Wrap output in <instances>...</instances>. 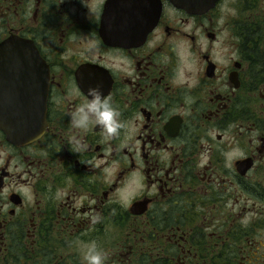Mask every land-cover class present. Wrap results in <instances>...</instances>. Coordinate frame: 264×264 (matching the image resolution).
<instances>
[{
	"label": "flooded vegetation",
	"instance_id": "obj_1",
	"mask_svg": "<svg viewBox=\"0 0 264 264\" xmlns=\"http://www.w3.org/2000/svg\"><path fill=\"white\" fill-rule=\"evenodd\" d=\"M11 40L42 65L0 60V264H264V0H0ZM97 86L111 139L71 127Z\"/></svg>",
	"mask_w": 264,
	"mask_h": 264
},
{
	"label": "clouds",
	"instance_id": "obj_2",
	"mask_svg": "<svg viewBox=\"0 0 264 264\" xmlns=\"http://www.w3.org/2000/svg\"><path fill=\"white\" fill-rule=\"evenodd\" d=\"M90 99L79 105L70 114L71 127L81 132L86 131L91 123L100 126L106 139H111L119 134L122 127L120 112L113 106L110 100L105 99L100 87L90 88ZM99 214L91 218L93 224L99 223ZM108 253L101 249L95 241L85 245L82 252L83 264H106Z\"/></svg>",
	"mask_w": 264,
	"mask_h": 264
},
{
	"label": "water",
	"instance_id": "obj_3",
	"mask_svg": "<svg viewBox=\"0 0 264 264\" xmlns=\"http://www.w3.org/2000/svg\"><path fill=\"white\" fill-rule=\"evenodd\" d=\"M210 0H171V2L182 8L185 9L191 13L199 14L205 9V4L208 3ZM31 47L29 44L20 42V41H6L3 44L0 45V60H14L15 65H23L25 64L26 66L29 67H35V66H40L42 65L39 62V56L37 52L33 49H31V52L25 55L17 56L13 54H4L7 53L8 51L12 50H23L27 51L30 50ZM25 59V63L20 62V60ZM39 70H35L34 68L30 69L31 75H34L36 73H39ZM24 72H22L23 74ZM41 100H39L38 104H31V129L32 132L35 130V127L40 123V117L44 116L45 114V105H46V100L44 95L41 96ZM43 110V113L41 112Z\"/></svg>",
	"mask_w": 264,
	"mask_h": 264
},
{
	"label": "rangeland",
	"instance_id": "obj_4",
	"mask_svg": "<svg viewBox=\"0 0 264 264\" xmlns=\"http://www.w3.org/2000/svg\"><path fill=\"white\" fill-rule=\"evenodd\" d=\"M81 249V248H80ZM81 252H83V249L80 250ZM82 257V256H81Z\"/></svg>",
	"mask_w": 264,
	"mask_h": 264
}]
</instances>
